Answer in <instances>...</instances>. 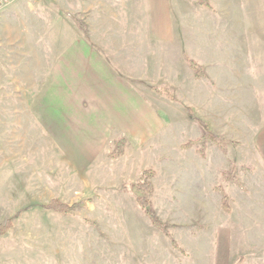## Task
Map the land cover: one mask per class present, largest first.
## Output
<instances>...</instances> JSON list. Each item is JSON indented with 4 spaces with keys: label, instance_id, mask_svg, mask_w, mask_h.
I'll list each match as a JSON object with an SVG mask.
<instances>
[{
    "label": "rangeland",
    "instance_id": "374dc122",
    "mask_svg": "<svg viewBox=\"0 0 264 264\" xmlns=\"http://www.w3.org/2000/svg\"><path fill=\"white\" fill-rule=\"evenodd\" d=\"M166 1L163 28L147 25L156 15L148 0H12L0 9V264H264L252 103L224 91L218 70L207 73L202 0ZM240 4L262 25L245 29L246 41L262 34L264 43V0ZM87 51L109 71L107 91L96 87L102 98L78 84L72 62ZM183 52L206 78L193 76ZM256 62L264 69V45ZM162 85L174 102L155 91ZM111 86L125 106L115 108ZM195 119L235 145L196 142ZM231 164L237 182L224 178ZM148 169L168 237L135 203ZM52 200L67 211L48 209Z\"/></svg>",
    "mask_w": 264,
    "mask_h": 264
},
{
    "label": "crops",
    "instance_id": "0c3cea01",
    "mask_svg": "<svg viewBox=\"0 0 264 264\" xmlns=\"http://www.w3.org/2000/svg\"><path fill=\"white\" fill-rule=\"evenodd\" d=\"M148 2L150 14L155 12L156 15L152 20L149 15L147 25L150 26L152 22L154 27L163 28L165 26L163 20L164 5H167L168 2L166 0H148ZM206 3L212 10L205 8L199 2L197 4L201 5L200 8L210 15L206 20L207 73L210 74L211 69L218 70L217 74L214 75H221L224 91L246 92L244 102L249 101L252 104L244 103V106L248 105L254 109L252 119L255 127L251 137L253 139L254 155L257 163L261 165V168L263 167L264 171V69L262 66L257 65L256 62L260 58L261 48L264 43L262 42V34L254 42H247L244 35L245 29H250L255 33L256 28H261L262 25L255 20L244 19L240 4L241 0H207ZM116 23L125 25V20L116 21ZM127 24H130L128 19H126L125 26ZM142 38L147 39L148 36ZM89 39L91 40V38ZM95 40L96 37H94L93 42L91 40L89 43H96ZM78 43H81V41H78ZM81 56L79 57V54H77L75 63L72 62L77 69L82 68L79 71L82 72L84 77L80 78L79 87L82 86L86 92H93L94 98H102L100 95L103 92H96V87L99 88L98 91L100 92L107 91L106 82L107 77H109V71L102 67L101 60L96 55H91L90 51L83 53ZM245 60H251V63H245ZM111 79L112 81L116 80L113 76ZM115 83L122 85L121 80L115 81ZM114 90L111 86L110 92L108 91L107 93L110 95L109 99H112L116 104L115 108H118L119 105H124L125 102H123L121 96L117 95L118 92L116 91L115 93ZM113 93L115 97L110 98L113 97ZM106 97V95L105 97L103 96V98ZM118 100L119 102H117ZM132 103H135L134 106L141 109L143 107L139 105V102L132 100ZM130 105L132 104L130 103Z\"/></svg>",
    "mask_w": 264,
    "mask_h": 264
},
{
    "label": "trees",
    "instance_id": "16d2710c",
    "mask_svg": "<svg viewBox=\"0 0 264 264\" xmlns=\"http://www.w3.org/2000/svg\"><path fill=\"white\" fill-rule=\"evenodd\" d=\"M201 5H203L205 8L212 10V8L204 2V0L199 2ZM182 60L183 63L187 66V68L193 73V76L195 78H206V74L204 72V68L200 65H198L195 61H193L191 58L187 56L186 53H182ZM155 91L159 93L161 96L166 98L167 100L174 102V89L170 87L169 85H162L160 87H156ZM186 113L188 115H192L189 109H186ZM195 122L201 132V138L200 140L196 141H207L210 142L211 144L215 145L216 147L220 148L221 150H225L227 147H232L235 145V143L231 141H227L224 139H221L217 137L216 135L213 134V132L210 130L209 125L199 119H195ZM123 139H120L116 142L115 148H119L120 144H122ZM193 143L187 142L185 144V147H191ZM120 150V149H119ZM116 156L119 153L112 152V155ZM235 165L231 164L228 171L224 173V178L228 182H237L234 174H235ZM155 172L152 169L144 170L141 174V181L138 182L135 185V190L139 194L138 196L135 197V203L137 206L141 209V211L144 213V215L149 219L150 223L152 226H154L156 229L160 230L161 232L164 233L166 237L169 236L167 232L168 226L166 224L161 223L158 218L156 217L155 211L152 207L150 197L153 193V186L152 183L150 182V179L154 176ZM218 193L221 195V204L225 212H229V207H228V196L226 192L223 190V188L218 187L217 188ZM48 209H51L53 211H56L58 213H65L68 209L67 205L57 201V200H52L48 207ZM172 247L175 249H178L176 244L171 240Z\"/></svg>",
    "mask_w": 264,
    "mask_h": 264
},
{
    "label": "built area",
    "instance_id": "2783aa9c",
    "mask_svg": "<svg viewBox=\"0 0 264 264\" xmlns=\"http://www.w3.org/2000/svg\"><path fill=\"white\" fill-rule=\"evenodd\" d=\"M12 0H0V9L6 7Z\"/></svg>",
    "mask_w": 264,
    "mask_h": 264
}]
</instances>
